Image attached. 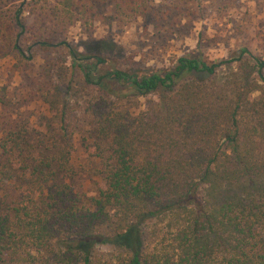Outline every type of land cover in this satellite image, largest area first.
Returning a JSON list of instances; mask_svg holds the SVG:
<instances>
[{
  "label": "trees",
  "instance_id": "1",
  "mask_svg": "<svg viewBox=\"0 0 264 264\" xmlns=\"http://www.w3.org/2000/svg\"><path fill=\"white\" fill-rule=\"evenodd\" d=\"M5 1L0 60H14L22 89L15 99L0 89V264H264L261 57L240 46L209 60L197 33L169 65L117 64L60 33L28 30V0L8 14ZM51 1L47 16L58 21L76 19L88 1L131 20L151 2ZM53 47L68 64L35 65ZM31 101L44 107L40 128L19 109ZM77 109L101 183L89 196L64 178L74 171Z\"/></svg>",
  "mask_w": 264,
  "mask_h": 264
},
{
  "label": "rangeland",
  "instance_id": "2",
  "mask_svg": "<svg viewBox=\"0 0 264 264\" xmlns=\"http://www.w3.org/2000/svg\"><path fill=\"white\" fill-rule=\"evenodd\" d=\"M16 2L19 0L3 3L5 14H8V8H16ZM43 2L28 0L23 5L22 17L28 30L60 33V38L78 50L98 53L117 64L130 61L146 67L169 65L177 56L194 48L197 33L200 34L198 47L209 60L227 58L236 54L237 48L245 46L264 62V0H151L148 12L122 21L116 19L112 3L108 1L85 2L82 5L84 10L70 21L64 18L62 21L50 20L46 6L53 2ZM39 57L42 60L36 61L35 65L49 58L58 63L69 62L65 49L58 47L48 49ZM73 80L75 85L76 79ZM20 81V70L15 67L14 60L1 59V91L17 98L22 89ZM43 108L40 103L31 101L29 106L19 109L24 110L31 123L40 128V122L44 123ZM69 124L75 146L74 171L64 178L72 184L73 191L84 196L93 195L101 183L90 169L89 149L81 146L89 124L88 117L77 109L70 116ZM98 250L108 252L110 248L104 245Z\"/></svg>",
  "mask_w": 264,
  "mask_h": 264
}]
</instances>
